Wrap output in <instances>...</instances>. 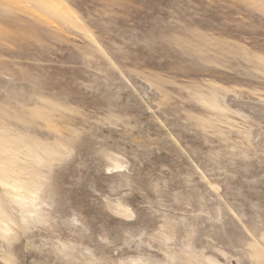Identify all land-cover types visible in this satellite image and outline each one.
<instances>
[{"label": "rangeland", "instance_id": "1", "mask_svg": "<svg viewBox=\"0 0 264 264\" xmlns=\"http://www.w3.org/2000/svg\"><path fill=\"white\" fill-rule=\"evenodd\" d=\"M0 264H264V0H0Z\"/></svg>", "mask_w": 264, "mask_h": 264}]
</instances>
